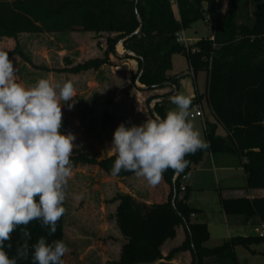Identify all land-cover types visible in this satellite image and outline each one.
<instances>
[{"label":"trees","instance_id":"16d2710c","mask_svg":"<svg viewBox=\"0 0 264 264\" xmlns=\"http://www.w3.org/2000/svg\"><path fill=\"white\" fill-rule=\"evenodd\" d=\"M248 4L252 5V14L246 11ZM244 15L246 18L241 21ZM201 19L210 23L212 34L186 48L178 41L177 33ZM69 30L108 33L107 54L112 52L119 58L137 62L135 84L147 90L170 88L168 93L155 95L149 101L175 93L179 85L170 73L172 58L183 54L194 76L206 73L205 96L218 122L205 123L209 148L186 156L190 164L176 178L172 169L163 174L159 185L167 190L162 200L150 202L129 193L116 194L114 218L124 239L117 264H167L161 260H171L181 251L191 252L190 264L196 263V257L199 264H238L235 247L262 243L264 236L231 237L214 248L205 246L209 240L208 226L192 220V214L200 210L188 203L192 188L184 186L183 179L205 155L211 154L213 159L220 154L235 155L246 173L244 188L249 192L264 189V0H229L227 4L225 0H0V36ZM119 43L124 53L118 50L123 53L118 56ZM106 62L94 58L71 70L74 73L97 70ZM170 103H156L150 109L152 117L156 114L163 118ZM218 124L224 127L226 136L217 135ZM77 153V159L112 175L115 154L97 160L88 153ZM132 174L121 171L114 176ZM220 202L227 216L242 215L247 222L258 218L264 223V196H221ZM181 226L184 241L164 257L161 247L177 236ZM28 229L29 246L41 236L49 242L64 241V216L54 236H48L38 221L29 224ZM19 239L17 230L12 236V248L6 249L10 257L16 255ZM18 264H31L30 256Z\"/></svg>","mask_w":264,"mask_h":264},{"label":"rangeland","instance_id":"374dc122","mask_svg":"<svg viewBox=\"0 0 264 264\" xmlns=\"http://www.w3.org/2000/svg\"><path fill=\"white\" fill-rule=\"evenodd\" d=\"M228 1L225 0V3ZM246 11L252 14L251 4L247 5ZM245 18L244 15L241 21ZM209 24L201 19L180 32L192 46L212 34ZM108 35L69 30L19 33L16 37L0 36V50L9 53L18 82L29 87L41 78H47L53 83L70 80L75 88L73 100L69 102L74 103L73 107L70 109L68 104L62 106L61 132L75 136L71 156L73 176L68 182V195L64 203V242L69 249L64 255L65 264H110L119 257L121 250V234L114 218L118 203L114 197L120 191L117 180L107 179V174L97 165L77 159V152H85L101 160L103 153L109 152L106 144L109 148L112 146L115 129L121 123L130 127L153 118L150 109L154 107V102L149 100L155 95L164 94V88L147 90L133 82L138 69L137 62L130 58H118L112 52L107 54ZM118 48L124 53L123 46L119 45ZM94 58L106 59L108 62L97 70L72 72L71 69L76 65ZM172 63L170 73L178 77V92L191 97L200 93L207 122H217L205 97L206 73L200 72L194 81L188 59L183 54H175ZM173 108L175 105L170 109ZM190 111V118L206 140L205 121L195 116L192 106ZM217 135L226 136L220 124ZM223 157L231 161L225 167L197 169L189 173V180L198 188L190 191L188 200L200 210L192 220L207 224L209 240L205 246L208 248L221 245L231 237L257 235L255 228H261L262 224L258 218L248 223L242 215L227 216L222 212L220 191L224 197L245 194L249 197L264 196V189L249 192L244 188L247 184L246 173L239 165L237 156ZM141 182L142 179L135 182L140 191L143 188ZM153 187L156 194L162 190L159 184ZM78 194H83V198L74 199ZM234 254L238 264H264V242L250 247L237 245Z\"/></svg>","mask_w":264,"mask_h":264},{"label":"clouds","instance_id":"9594fccd","mask_svg":"<svg viewBox=\"0 0 264 264\" xmlns=\"http://www.w3.org/2000/svg\"><path fill=\"white\" fill-rule=\"evenodd\" d=\"M74 95L70 80L41 78L26 87L18 82L9 53L0 50V264H18L29 256L31 264H64L62 257L69 251L65 242L41 236L29 246L28 225L38 221L54 236L66 213L75 136L61 132L62 106L71 109ZM168 99L175 108L163 118L130 127L121 123L115 129L112 175L133 172L156 186L168 169L183 172L190 164L186 156L210 147L190 118L193 97L176 92ZM17 230L16 255L10 257L6 249L12 248Z\"/></svg>","mask_w":264,"mask_h":264},{"label":"crops","instance_id":"0c3cea01","mask_svg":"<svg viewBox=\"0 0 264 264\" xmlns=\"http://www.w3.org/2000/svg\"><path fill=\"white\" fill-rule=\"evenodd\" d=\"M175 10L177 11V8H176V5L174 6ZM119 45H117V50H119L118 48ZM120 46H122V44H120ZM120 54H118L119 56ZM122 55V54H121ZM116 56V55H115ZM117 57V56H116ZM119 58V57H118ZM173 59H174V56L172 58V62H173ZM172 76H174L173 74H171ZM198 76V75H197ZM197 76H194V81L196 80ZM175 77V76H174ZM178 79V77H176ZM206 81H207V76H206ZM163 93H168L170 91V88H164L163 89ZM178 90H179V87H178ZM206 90H207V84H206ZM206 93V92H205ZM173 95V94H172ZM170 96V95H168ZM200 96H202L200 93H196V95L192 96L193 97V100H192V103L195 99H199ZM167 97V96H165ZM203 97V96H202ZM206 97V96H205ZM162 98V97H160ZM159 99V98H157ZM207 99V98H206ZM156 100V99H155ZM155 100H152L151 102H154V105L156 104L155 103ZM166 101H169V100H166ZM201 102L203 104V98L201 99ZM169 107V110L170 108L173 106L171 103L168 105ZM151 109H153L151 107ZM207 121V120H206ZM206 123V122H205ZM114 134V133H113ZM112 140H113V135H112ZM112 143V141H111ZM106 147L109 149V152L108 154H104L102 155V158H105L106 156H111L113 155V151L111 150V147L109 148L106 144ZM218 161H219V164H218ZM231 161H228L226 160L223 155H220L218 159H213L212 158V155L211 154H208V155H205L203 160L200 162V164L195 168L193 169L192 171L194 170H197V169H211V168H216V167H225L227 166ZM213 163V165L211 164ZM236 163V161H235ZM238 164V162L236 163ZM191 171V172H192ZM190 172V173H191ZM106 176V175H105ZM189 176L190 174H188L184 179H183V185L184 186H190L192 188V190L194 191L196 188H198V186H194L191 182V180H189ZM107 179L111 180V181H115L117 180V187L118 189H120L119 192H122V193H129L133 196H135L137 199H144V200H148L150 202H154V201H158V200H162L164 198V196L166 195V190H167V187L165 186V190H161L159 194H156L155 191L152 192V188H154L153 186L150 187V185L147 183L146 180H144L143 178L141 177H137L135 174H132V175H129V176H124V177H117V176H114V175H108L106 176ZM114 178V179H113ZM116 178V179H115ZM143 182L142 185H143V188L141 189L142 191H140L139 188H136V185H135V182L136 180H141ZM190 181V182H189ZM186 182H189L188 184H186ZM180 196H183V193H181ZM221 196L222 195V192L220 191V200H221ZM232 196V195H231ZM188 203L189 200H188ZM221 204V202H220ZM117 207V206H116ZM116 209V208H115ZM223 212V211H222ZM195 216H193L192 218H195L196 217V214H194ZM253 223V221H251ZM249 223V222H248ZM252 223H250L252 225ZM184 238H185V233H184V229L183 227H179L178 229V233H177V236L173 239V240H169L167 241L162 247H161V251L164 255V257H166L173 248L175 247H178L179 245L182 244V242L184 241ZM124 239L123 237L121 236L120 237V240H119V243H120V248L122 247V243H123ZM120 254H121V250H120V253H119V257L115 260V261H111L110 264H117V262L119 261V258H120ZM161 261H164L165 263L167 264H190L191 261H192V255H191V252L190 251H181L179 253H176L173 258L171 260H167V259H162ZM155 264H158V263H155Z\"/></svg>","mask_w":264,"mask_h":264},{"label":"built area","instance_id":"2783aa9c","mask_svg":"<svg viewBox=\"0 0 264 264\" xmlns=\"http://www.w3.org/2000/svg\"><path fill=\"white\" fill-rule=\"evenodd\" d=\"M177 37H178V41L183 43L186 48H189L191 46L189 44L188 38H186L185 35H183L181 32L177 33ZM193 51H195V49H193ZM192 108H193L195 116L200 117L202 120L206 122V117H205V112H204L202 102L200 100L197 102L193 101ZM193 216L194 214H192V217ZM255 233L259 236H264V223L261 224V228H255Z\"/></svg>","mask_w":264,"mask_h":264},{"label":"water","instance_id":"95a60500","mask_svg":"<svg viewBox=\"0 0 264 264\" xmlns=\"http://www.w3.org/2000/svg\"><path fill=\"white\" fill-rule=\"evenodd\" d=\"M121 43H119L118 45H120ZM129 54H132L133 55V53L132 52H129ZM176 92H178V87H176V91H175V93L174 94H176ZM173 94V95H174ZM171 96V95H170ZM170 96H167V97H162V98H159V99H156L155 100V103H158V102H163V101H166V100H169L168 98L170 97ZM155 116H157L156 114H154ZM177 175H178V173L176 174V176H175V178L177 177ZM176 193H175V195H174V197H173V202L175 201V199H176ZM195 264H199V259H198V257H196V263Z\"/></svg>","mask_w":264,"mask_h":264}]
</instances>
